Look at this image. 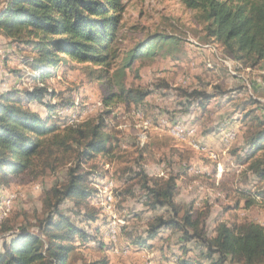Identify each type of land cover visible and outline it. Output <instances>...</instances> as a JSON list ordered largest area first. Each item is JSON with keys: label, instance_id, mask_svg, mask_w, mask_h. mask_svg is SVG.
Here are the masks:
<instances>
[{"label": "rangeland", "instance_id": "rangeland-1", "mask_svg": "<svg viewBox=\"0 0 264 264\" xmlns=\"http://www.w3.org/2000/svg\"><path fill=\"white\" fill-rule=\"evenodd\" d=\"M121 25L117 65L135 43L152 41L145 49H151L152 55L137 59L124 77L126 87L149 93L140 103L115 101L107 107L112 110L107 132L117 145L112 154H99L83 165L92 171L97 194L88 201L99 214L90 223L73 216L96 240L78 244L72 262L82 264L101 256L109 264H179L178 257L201 260L193 242L182 241L179 231L161 229L149 241L150 248L130 243L125 232L143 236L148 219L162 214L164 208L144 207L140 197L144 191L138 184L133 186L134 196L121 191L135 183L129 178L142 169L149 177L175 176L177 203H192L194 210L202 212L209 209L205 219L208 236L219 222L264 225V198L257 196L246 207L241 196L245 190L264 189V181L241 175L244 166L231 152L241 145L244 132L250 126L254 129L255 120L245 113L264 118V62L249 68L226 56L219 43L205 37L198 12L182 0H124ZM155 34L169 38L156 42L150 39ZM29 52L27 48L19 51L0 34V92L34 85L28 68L20 63V57ZM65 59L66 65L56 67L44 79L48 92L55 94L44 100L72 104L56 109L52 119L65 115L70 123L98 116L104 109V82L88 77L84 64ZM14 69L24 75L14 76L10 72ZM43 105L28 103L45 117L48 112ZM65 173L61 168L37 179L25 174L10 176L0 184V251L11 232L1 230L2 222L8 219V227L33 223L40 215L44 190L62 182ZM63 207H71V202ZM182 245L187 248L181 255Z\"/></svg>", "mask_w": 264, "mask_h": 264}, {"label": "trees", "instance_id": "trees-1", "mask_svg": "<svg viewBox=\"0 0 264 264\" xmlns=\"http://www.w3.org/2000/svg\"><path fill=\"white\" fill-rule=\"evenodd\" d=\"M182 1L198 12L205 37L219 43L226 56L249 68L264 62V0ZM123 10L124 0H0V34L14 42L19 51H30L20 57V63L34 81L29 89L14 86L0 92V184L7 183L10 176L25 174L37 179L66 169L62 182L44 190L41 212L33 223L8 227V219H3L1 230L11 232L0 251V264H73L78 244L96 240V235L73 219L80 215L78 221L90 223L99 214L88 201L97 194L92 171L83 165L99 154H112L117 145L107 132L112 113L107 107L115 101L140 103L149 93L128 88L124 81L126 70L137 59L152 55L151 49L145 51L152 45L149 38L135 43L116 64ZM167 38L162 34L150 37L156 42ZM65 58L84 64L88 77L104 82V109L98 116L70 123L65 115L52 119L56 109L72 104L44 100L55 95L48 92L44 79L56 67L66 65ZM10 72L18 78L24 75L21 69ZM31 101L44 104L48 112L45 117L28 107ZM245 117L255 120L254 129L250 126L242 144L231 152L244 166L241 175L264 181V118L251 111ZM129 180L135 183L121 194L134 196L133 186L138 184L144 191L140 196L144 207L154 211L164 208L162 214L148 219L143 236L125 232L130 243L150 248L149 241L165 228L181 232L182 241L193 242L202 257H178L179 264H264V225L254 221L231 225L219 222L208 236L205 219L209 209L202 212L194 210L192 203H177L175 176L149 177L142 169ZM241 194L248 207L255 197L264 198V189ZM66 201L71 207L64 209ZM185 248L180 246L181 255ZM82 264L109 263L101 256Z\"/></svg>", "mask_w": 264, "mask_h": 264}, {"label": "built area", "instance_id": "built-area-1", "mask_svg": "<svg viewBox=\"0 0 264 264\" xmlns=\"http://www.w3.org/2000/svg\"><path fill=\"white\" fill-rule=\"evenodd\" d=\"M188 132H189V134H190V133H192V129H191V130H189ZM112 223H115V222H112Z\"/></svg>", "mask_w": 264, "mask_h": 264}, {"label": "bare ground", "instance_id": "bare-ground-1", "mask_svg": "<svg viewBox=\"0 0 264 264\" xmlns=\"http://www.w3.org/2000/svg\"><path fill=\"white\" fill-rule=\"evenodd\" d=\"M232 136V135H231ZM114 232V231H113Z\"/></svg>", "mask_w": 264, "mask_h": 264}, {"label": "crops", "instance_id": "crops-1", "mask_svg": "<svg viewBox=\"0 0 264 264\" xmlns=\"http://www.w3.org/2000/svg\"><path fill=\"white\" fill-rule=\"evenodd\" d=\"M241 144H242V142H241Z\"/></svg>", "mask_w": 264, "mask_h": 264}]
</instances>
